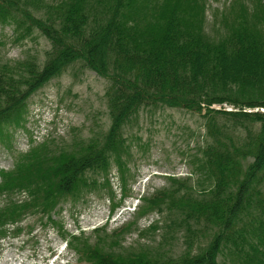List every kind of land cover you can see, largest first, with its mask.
<instances>
[{
    "label": "trees",
    "instance_id": "trees-1",
    "mask_svg": "<svg viewBox=\"0 0 264 264\" xmlns=\"http://www.w3.org/2000/svg\"><path fill=\"white\" fill-rule=\"evenodd\" d=\"M17 1L0 0V23L15 41L36 27L49 47L40 64L0 58V141L8 126L22 125L28 97L75 62L107 80L109 125L71 152L44 140L0 170V233L26 213L49 214L60 200L96 190L110 163L123 166L131 118L165 106L203 120L207 139L190 173L201 187L168 175L137 208L139 218L158 216L139 236L181 233L185 252H164L165 234L134 251L118 241L103 248L82 233L68 234L67 245L88 264H264V112L248 111L264 108V0H229L218 20L225 32L216 37L204 28L205 0Z\"/></svg>",
    "mask_w": 264,
    "mask_h": 264
},
{
    "label": "rangeland",
    "instance_id": "rangeland-1",
    "mask_svg": "<svg viewBox=\"0 0 264 264\" xmlns=\"http://www.w3.org/2000/svg\"><path fill=\"white\" fill-rule=\"evenodd\" d=\"M228 1L205 0L204 28L212 37L225 32L218 20ZM20 3L24 1L18 0L17 4ZM43 12L44 8L32 13L42 16ZM14 37L12 27L0 23L3 61L13 65L28 58L37 64L44 60L49 42L39 29L31 27L30 35L20 41H15ZM107 84L106 79L75 62L35 90L26 100L22 125L8 126V137L0 141V170L12 168L19 156L44 140H53L58 148L71 152L79 141L100 139L109 125L104 97ZM125 138L127 153L122 154L123 166L119 168L111 161L107 177H97L96 190L82 189L79 196L60 200L49 214L26 213L2 228L0 264H88L67 245L68 234L81 233L92 244L99 239V245L105 244V248L120 242L118 247L128 246L130 251L148 240L159 242L165 234L164 252L173 256L185 252L181 233H178L179 239L178 235L160 229L140 238L141 229L158 216L147 212L139 218L137 208L143 197L167 185L168 175L181 180L190 178L186 183L194 184L196 177L190 176L191 161L199 156V149L207 139L201 116L165 106L144 108L127 123ZM200 187L201 184H196L193 190ZM23 197L25 194L20 193L15 198ZM48 215L54 222L48 220ZM119 229V234L115 233ZM218 259L222 262L221 257Z\"/></svg>",
    "mask_w": 264,
    "mask_h": 264
}]
</instances>
